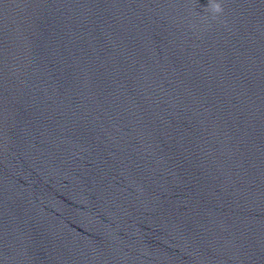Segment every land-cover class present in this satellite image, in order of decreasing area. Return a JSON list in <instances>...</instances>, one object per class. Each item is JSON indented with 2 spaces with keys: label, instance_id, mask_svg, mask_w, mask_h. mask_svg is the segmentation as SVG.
Returning a JSON list of instances; mask_svg holds the SVG:
<instances>
[{
  "label": "clouds",
  "instance_id": "clouds-1",
  "mask_svg": "<svg viewBox=\"0 0 264 264\" xmlns=\"http://www.w3.org/2000/svg\"><path fill=\"white\" fill-rule=\"evenodd\" d=\"M206 10L211 12L215 18V16L222 13L224 9L220 3L216 2V0H209Z\"/></svg>",
  "mask_w": 264,
  "mask_h": 264
}]
</instances>
